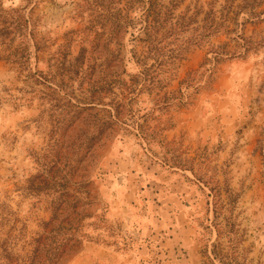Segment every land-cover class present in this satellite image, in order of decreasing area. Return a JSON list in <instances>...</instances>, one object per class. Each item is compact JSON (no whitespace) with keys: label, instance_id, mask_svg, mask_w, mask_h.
Here are the masks:
<instances>
[{"label":"rangeland","instance_id":"rangeland-1","mask_svg":"<svg viewBox=\"0 0 264 264\" xmlns=\"http://www.w3.org/2000/svg\"><path fill=\"white\" fill-rule=\"evenodd\" d=\"M0 264H264V0H0Z\"/></svg>","mask_w":264,"mask_h":264},{"label":"trees","instance_id":"trees-1","mask_svg":"<svg viewBox=\"0 0 264 264\" xmlns=\"http://www.w3.org/2000/svg\"><path fill=\"white\" fill-rule=\"evenodd\" d=\"M217 212H218V208L215 207V205H214V208H213L214 217L217 216ZM216 256H217V255H216Z\"/></svg>","mask_w":264,"mask_h":264}]
</instances>
